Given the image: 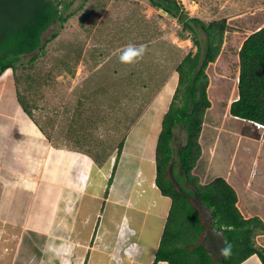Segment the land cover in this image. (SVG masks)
<instances>
[{
	"label": "rangeland",
	"instance_id": "374dc122",
	"mask_svg": "<svg viewBox=\"0 0 264 264\" xmlns=\"http://www.w3.org/2000/svg\"><path fill=\"white\" fill-rule=\"evenodd\" d=\"M72 1L65 13L74 12L73 15L62 25L55 21L43 32L44 47L23 54L15 69L8 68L0 75V89L3 80L6 83L3 85L9 86L0 92V107L15 113L20 104L19 112L39 118L44 126L53 129L56 145L83 151L91 157L92 160L84 155L81 158L80 165L86 171L91 162L94 163L93 154L107 152L104 160L109 161L108 167H101L98 173L108 177L115 162L117 142L123 136L125 145L131 143L134 136L136 143L147 140L145 148L152 146L177 83L175 64L188 51L195 53L194 39L203 50L206 33L195 22H191L196 27L194 32H182V23L176 17L155 7L149 0ZM176 1L188 18L197 17L205 24L222 18L226 20L221 49L206 67L211 105L205 113L200 137L202 154L192 173L200 183H207L216 176L224 177L237 193L240 211L247 217L258 215L264 221V126L235 117L229 111L230 103L238 96V51L243 40L264 25V0ZM53 32L58 36L49 40ZM158 38L164 45V41L168 43L165 46L168 55H153L156 50L153 47L152 55H144L139 62L125 65L119 62L123 49L113 51L115 39L140 45ZM175 45L184 47L181 57L172 55ZM95 52L98 55H90ZM137 111L141 114L131 123V117ZM150 112L154 114L153 119ZM141 127L146 132L138 133ZM185 143L186 131L179 123L174 128L172 142L174 181L191 196L204 220L210 222V211L200 202L196 190L180 170L178 150ZM145 153L150 154L149 150ZM86 171L81 172L80 178H85ZM73 174L75 172L70 178ZM74 180H78V184H74ZM79 182L77 178H68L66 183L81 190L86 182L84 180L81 186ZM61 184L53 194H41L45 198L40 199V209L28 216L27 226L33 224L30 227L36 228L35 234L20 228L9 229L0 222V264H18L22 255L29 264H39L34 262V256L30 258L32 254L25 253L26 248H30V239L37 242L40 250L50 251L51 255L46 251L44 255L49 254L53 262L80 264L81 257L76 260V251L82 247L84 236L77 228L80 211H84L85 205L76 211L74 205L67 204V208L60 211V204L73 199L57 198L67 195ZM4 195L3 200L7 197ZM80 196H77L78 200ZM74 202L71 203H77ZM32 217H36L35 222L30 220ZM68 223H71L70 227H66ZM149 223L152 226L150 232L156 234L159 219L152 217ZM215 232L219 231L212 227L203 235L205 246L215 254L214 259L220 256L218 249L222 247V240L214 235ZM94 238L92 234V241ZM142 238L145 237L142 235ZM254 241L264 247V232L257 229ZM59 254L62 256H57Z\"/></svg>",
	"mask_w": 264,
	"mask_h": 264
},
{
	"label": "trees",
	"instance_id": "16d2710c",
	"mask_svg": "<svg viewBox=\"0 0 264 264\" xmlns=\"http://www.w3.org/2000/svg\"><path fill=\"white\" fill-rule=\"evenodd\" d=\"M149 1L155 7L176 17L182 23V32H194L196 27H193L191 22H195L200 24L206 33L205 48L202 50L198 40L194 39L197 45L195 53L188 51L180 56L175 64L177 83L167 110L163 113L157 135L154 157L155 184L163 195L171 198V204L153 264L160 260H165L168 264H239L254 253L264 264V247L258 246L254 241L257 229L264 232V221L261 217H245L242 214L237 206V193L224 177L216 176L207 183H200L192 173L202 154L200 137L205 113L211 105L207 93L209 81L206 67L215 60L221 49L226 20L222 18L205 24L197 17L188 18L176 0ZM72 2L0 0V75L7 68L15 69L16 62L23 54L44 47L45 42L41 40L43 32L55 21L62 25L73 15L74 12L65 13ZM57 36V32H53L49 40ZM238 56V96L230 103L229 111L235 117L264 125V25L243 40ZM65 63L67 64V61ZM15 85L17 86L16 83ZM140 114L139 111L134 113L131 123ZM179 123L186 131V143L178 150L180 170L196 190L200 202L210 211V222L204 220L202 213L190 199L191 196L172 179V142L174 128ZM124 140L123 136L117 142L115 162L108 185L116 169ZM106 153H92L94 161L103 166L108 162L104 160ZM212 227L218 231L224 229L223 240L232 245L230 257L218 256L214 259L215 254L205 246L203 235Z\"/></svg>",
	"mask_w": 264,
	"mask_h": 264
},
{
	"label": "crops",
	"instance_id": "0c3cea01",
	"mask_svg": "<svg viewBox=\"0 0 264 264\" xmlns=\"http://www.w3.org/2000/svg\"><path fill=\"white\" fill-rule=\"evenodd\" d=\"M115 40L117 41L113 44V51L122 50L129 43L135 45L131 41L124 42V39ZM162 42L158 38L149 44L145 43L144 45L148 48L145 55H152L153 47L156 48L153 55H168L167 47H165L168 43L164 41L166 44L164 45ZM160 44L163 46L159 47ZM184 50V47L175 45L172 55L182 56ZM85 53H87L86 50ZM90 55H98V53H90ZM5 72L6 70L1 75ZM3 82L0 92L3 88L9 87L8 84L3 85L6 84L5 80ZM13 83L15 84L14 80ZM20 108L22 107L19 104L18 110ZM18 110L13 113L9 109L0 107V222H4L9 229L20 228L19 230H29L30 234H35L36 228L30 227L33 224L27 226L28 216L36 209H40L39 203L41 198H45L42 197L44 193L53 194L55 188L63 183L67 195L64 198L59 195L57 198H62L64 201L68 198L73 199L64 205L60 204L59 210L64 211L68 204L74 205V209L80 211L85 205L84 211H80L79 228H77L78 232L85 237V240L83 237L82 247L76 251V260L81 257L80 264H116L117 262L114 263L111 256L114 254L115 241L119 239L118 243H124V240L126 242L137 240L138 246L134 252L139 250L134 256L123 257L120 264H153L171 204V198L163 195L155 184L154 154L160 130L152 139V146L148 148H145L147 140L142 144L136 143L133 136L128 145H125L124 140L116 169L108 185V178L98 173L101 167L108 165L107 163L100 166L95 161L91 162L92 165L87 166L86 171L85 167L81 166V158L84 155L91 159L90 156L80 150H68L56 145L52 128L48 125L44 126L39 118L36 119L33 115L28 117L24 111L25 114ZM137 132L142 133L146 130L141 127ZM146 150H149L150 154L145 153ZM85 171V178L84 176L80 178L81 172L85 173ZM72 172L75 174L71 178L79 179V186L85 180L83 189L80 190L78 186L74 187L66 183L68 178L71 179ZM89 174L90 180H87ZM72 182L78 184V180ZM4 194H7L5 200H3ZM79 194L81 196L78 200ZM74 201L77 203L72 204ZM242 213L247 217L244 212ZM152 217L159 219L156 234L149 230L152 227L149 223ZM30 220L35 222L36 217ZM70 226L71 223L66 224V227ZM92 234L95 236L93 241ZM101 235L103 237L99 240ZM142 235L145 238H142ZM104 238L108 241L105 242ZM28 244L30 248H26L25 253L32 254L30 258L34 256L35 263L66 264L64 261L53 262L49 256L51 252L46 249L40 250V246L34 239L28 240ZM44 251L49 252L48 256L44 255ZM23 258L24 255L21 256L18 264H29L27 259L23 260ZM156 264H168V262L160 260ZM239 264H262V262L254 253Z\"/></svg>",
	"mask_w": 264,
	"mask_h": 264
},
{
	"label": "clouds",
	"instance_id": "9594fccd",
	"mask_svg": "<svg viewBox=\"0 0 264 264\" xmlns=\"http://www.w3.org/2000/svg\"><path fill=\"white\" fill-rule=\"evenodd\" d=\"M146 51H147V48H146V45H144V44L134 45V44L129 43L122 50L121 54L119 55V62L121 64H125V65H133V64H135V63H137L143 59ZM251 123L256 124L257 126L262 125V124L256 123V122H251ZM262 126H264V125H262ZM154 157H155V154H154ZM154 161H155V159H154ZM108 163H109V161L107 162V164ZM110 175L111 174L109 172L108 177H107L108 179H109ZM172 179L174 181L173 174H172ZM223 230L224 229L222 228L221 231L215 232L214 235L216 237L220 238L222 240V243H223V247L218 249V254L224 258H228L232 254V245L228 241L223 240ZM131 233L133 234V231ZM131 233H130V235H132ZM137 244H138L137 240H130V241L122 243V244L115 242L114 254L111 256L113 261H116L118 264H120L123 257H131V256H134L135 254H137L139 250L136 251V253L134 252V250L138 246Z\"/></svg>",
	"mask_w": 264,
	"mask_h": 264
},
{
	"label": "bare ground",
	"instance_id": "6f19581e",
	"mask_svg": "<svg viewBox=\"0 0 264 264\" xmlns=\"http://www.w3.org/2000/svg\"><path fill=\"white\" fill-rule=\"evenodd\" d=\"M153 117H154V114H152V115L150 114V118L153 119ZM259 125H260V124H259ZM261 126H262V125H261Z\"/></svg>",
	"mask_w": 264,
	"mask_h": 264
}]
</instances>
